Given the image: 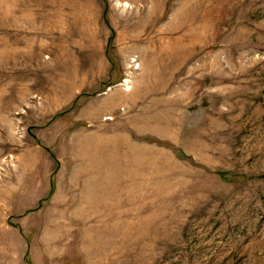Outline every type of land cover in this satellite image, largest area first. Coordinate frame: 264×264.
I'll return each mask as SVG.
<instances>
[{"label": "rangeland", "instance_id": "374dc122", "mask_svg": "<svg viewBox=\"0 0 264 264\" xmlns=\"http://www.w3.org/2000/svg\"><path fill=\"white\" fill-rule=\"evenodd\" d=\"M27 5L0 0V264H264V0ZM91 106L101 121L77 122ZM107 122L129 138L114 224L14 236L79 125ZM41 153L57 163L36 206L22 165Z\"/></svg>", "mask_w": 264, "mask_h": 264}, {"label": "crops", "instance_id": "0c3cea01", "mask_svg": "<svg viewBox=\"0 0 264 264\" xmlns=\"http://www.w3.org/2000/svg\"><path fill=\"white\" fill-rule=\"evenodd\" d=\"M34 1L27 0V6L34 11L28 13L30 15L52 16L57 10V7L54 10L55 6L50 5L51 0L44 3L39 0L37 8ZM117 108L118 105L113 103L107 111L113 113ZM102 113L95 107H84L79 111L80 121L77 122L97 124L101 121ZM123 125L121 122H107L102 130L79 125L71 153L58 155L60 166L53 178L55 187L50 199L34 212L27 208L20 216H13L21 230L14 227L9 231L14 236H54V239L64 236L76 241L74 236H98V230L104 229L98 227L99 224L106 226V229L113 225L115 194L124 191L116 186L120 178L127 176L125 143L129 142V138L122 129ZM30 160L33 165H22L26 193L33 196L34 204L38 206L40 199L51 192V175L57 162L47 153L31 155ZM11 192L13 197H22L19 195L22 191L17 186L12 187ZM100 216L101 222L98 221ZM6 229L3 227L0 233ZM99 236H108V233Z\"/></svg>", "mask_w": 264, "mask_h": 264}]
</instances>
